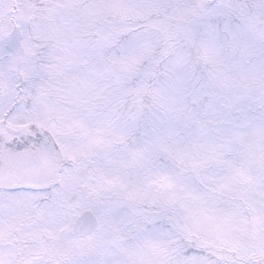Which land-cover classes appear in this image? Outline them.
<instances>
[{
    "label": "snow or ice",
    "instance_id": "6c2138e0",
    "mask_svg": "<svg viewBox=\"0 0 264 264\" xmlns=\"http://www.w3.org/2000/svg\"><path fill=\"white\" fill-rule=\"evenodd\" d=\"M0 264H264V0H0Z\"/></svg>",
    "mask_w": 264,
    "mask_h": 264
}]
</instances>
